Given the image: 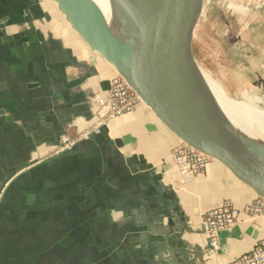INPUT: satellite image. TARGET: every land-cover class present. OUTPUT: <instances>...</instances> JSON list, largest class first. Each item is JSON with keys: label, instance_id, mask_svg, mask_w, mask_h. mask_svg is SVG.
I'll return each mask as SVG.
<instances>
[{"label": "crops", "instance_id": "1", "mask_svg": "<svg viewBox=\"0 0 264 264\" xmlns=\"http://www.w3.org/2000/svg\"><path fill=\"white\" fill-rule=\"evenodd\" d=\"M116 76L49 0H0V264H239L264 214L214 249L203 218L255 194L216 162L183 185L181 141L141 102L100 125Z\"/></svg>", "mask_w": 264, "mask_h": 264}, {"label": "water", "instance_id": "2", "mask_svg": "<svg viewBox=\"0 0 264 264\" xmlns=\"http://www.w3.org/2000/svg\"><path fill=\"white\" fill-rule=\"evenodd\" d=\"M49 1L181 144L223 166L264 202V143L242 135L203 103L208 84L191 51L203 0H113L120 39L92 0Z\"/></svg>", "mask_w": 264, "mask_h": 264}, {"label": "rangeland", "instance_id": "3", "mask_svg": "<svg viewBox=\"0 0 264 264\" xmlns=\"http://www.w3.org/2000/svg\"><path fill=\"white\" fill-rule=\"evenodd\" d=\"M203 1L191 36L197 68L228 99L264 110V0ZM243 92L257 102H244L240 98ZM204 96L218 104L208 90ZM248 120L258 134L254 122Z\"/></svg>", "mask_w": 264, "mask_h": 264}, {"label": "built area", "instance_id": "4", "mask_svg": "<svg viewBox=\"0 0 264 264\" xmlns=\"http://www.w3.org/2000/svg\"><path fill=\"white\" fill-rule=\"evenodd\" d=\"M138 103H140L138 97L119 77H115L110 82L106 96L95 99L99 124L103 125L108 120L129 112ZM76 141L62 136L60 149H68ZM172 159L183 185L204 174L210 163L205 157L183 144L173 148ZM241 214L251 217L263 215L264 202L256 198L241 209L224 203L204 215L203 229L210 248H216L217 235L237 224ZM239 264H264V241L258 242L251 251L242 255Z\"/></svg>", "mask_w": 264, "mask_h": 264}, {"label": "bare ground", "instance_id": "5", "mask_svg": "<svg viewBox=\"0 0 264 264\" xmlns=\"http://www.w3.org/2000/svg\"><path fill=\"white\" fill-rule=\"evenodd\" d=\"M92 1L98 6L100 11L102 12L112 35L120 39V35L115 19L114 1L113 0H92ZM238 8L240 7L238 6L237 9ZM201 75L202 78L205 80V84H208L207 90L209 91L211 96H213L214 99H216V102L218 103L216 105L215 103L210 102L205 98H203L204 105L209 109L213 110L214 112H216L226 123L234 127L242 135L250 139H253L257 142L264 143V110L260 108L254 109V107H251L249 105L238 103L226 98L223 92L221 91L222 89L220 90L219 88H217L218 86L216 87L212 85V83L209 84L208 81H206V77L208 78V76H205L203 73ZM240 98L246 103H249L251 100L256 101L252 97L248 96L245 92L241 94ZM248 119H251L252 122H254L256 128L259 131L258 134L260 135L253 132Z\"/></svg>", "mask_w": 264, "mask_h": 264}]
</instances>
